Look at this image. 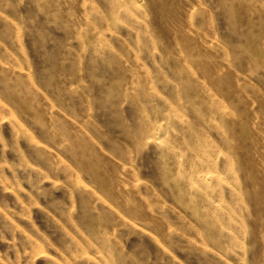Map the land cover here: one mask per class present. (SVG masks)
I'll use <instances>...</instances> for the list:
<instances>
[{
  "label": "rangeland",
  "instance_id": "obj_1",
  "mask_svg": "<svg viewBox=\"0 0 264 264\" xmlns=\"http://www.w3.org/2000/svg\"><path fill=\"white\" fill-rule=\"evenodd\" d=\"M0 264H264V0H0Z\"/></svg>",
  "mask_w": 264,
  "mask_h": 264
}]
</instances>
